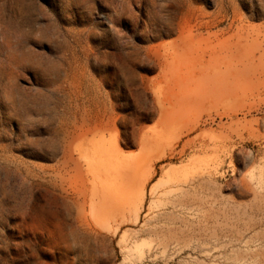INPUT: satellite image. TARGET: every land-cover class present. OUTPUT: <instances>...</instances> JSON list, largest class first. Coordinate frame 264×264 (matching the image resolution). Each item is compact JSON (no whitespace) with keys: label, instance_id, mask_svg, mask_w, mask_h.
I'll use <instances>...</instances> for the list:
<instances>
[{"label":"rangeland","instance_id":"1","mask_svg":"<svg viewBox=\"0 0 264 264\" xmlns=\"http://www.w3.org/2000/svg\"><path fill=\"white\" fill-rule=\"evenodd\" d=\"M0 264H264V0H0Z\"/></svg>","mask_w":264,"mask_h":264}]
</instances>
